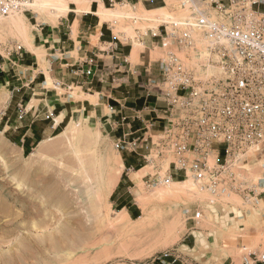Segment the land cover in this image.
<instances>
[{
  "label": "rangeland",
  "instance_id": "obj_1",
  "mask_svg": "<svg viewBox=\"0 0 264 264\" xmlns=\"http://www.w3.org/2000/svg\"><path fill=\"white\" fill-rule=\"evenodd\" d=\"M64 1L73 7L72 0ZM92 1L81 0L85 5ZM138 1L141 0H116L112 6L105 0L110 9L107 21L111 30L123 43L135 48L133 67L140 65V53L149 58V50L144 52V45H140L143 41L140 42L138 30L144 34L164 22L180 21L189 15L180 6L186 0H166V8L156 11H147ZM56 6L53 0H29L22 12L1 19V46L17 44L27 49L24 40L29 36L33 42L34 25L62 22L63 17L57 21L52 14ZM21 22L26 24L23 30L19 27ZM12 24L19 28L11 29ZM148 37H152L151 32ZM92 43L97 45L98 38H93ZM43 50L37 52L43 56L39 63L47 75ZM151 55L152 60H158L161 51L153 50ZM142 77L137 83L118 89L123 88L124 97L141 108ZM47 83L48 89L58 86L53 78ZM99 84L107 88L106 84ZM57 88L59 95H69L73 102L93 101L81 89ZM10 90L0 83V123L12 101ZM64 126L63 130L68 127L67 134L47 140L45 145L50 150L36 154L38 158L34 160L30 159L31 154L24 156L3 135L0 124V264H150L164 255L190 253L185 245L192 246L188 235L195 226L197 231L209 230L212 234L220 229L224 241L218 248L224 257L244 261L264 254L263 202L254 208L235 194L214 197L191 179L194 190H185L175 183L183 180L149 182L144 177L154 174L152 167L143 169L137 177L134 172L127 176L121 167L123 157L114 148L120 131L102 129L100 123L89 120L87 113L77 111ZM248 168L247 179L257 184L264 171L255 163ZM172 187L175 192L169 195ZM71 189L78 196L63 194ZM48 197L53 203L42 205ZM197 211L201 217L193 221L190 218ZM242 212L243 230L237 231L230 218L237 213L241 216Z\"/></svg>",
  "mask_w": 264,
  "mask_h": 264
},
{
  "label": "built area",
  "instance_id": "obj_2",
  "mask_svg": "<svg viewBox=\"0 0 264 264\" xmlns=\"http://www.w3.org/2000/svg\"><path fill=\"white\" fill-rule=\"evenodd\" d=\"M27 1L0 0V20L22 12ZM180 6L188 18L138 30L159 40L158 60L149 57L132 69L127 57L111 67L93 56L83 75L115 89L125 83L121 74L143 76V107L120 104L114 123L121 132L114 148L135 160L127 161L129 173L152 167L154 174L144 177L149 182L191 179L214 197L235 194L255 208L264 203V177L252 184L247 176L252 163L264 171V0H186ZM23 52L21 45L0 44L3 60ZM200 217L197 211L190 219ZM252 259L264 263V254Z\"/></svg>",
  "mask_w": 264,
  "mask_h": 264
},
{
  "label": "crops",
  "instance_id": "obj_3",
  "mask_svg": "<svg viewBox=\"0 0 264 264\" xmlns=\"http://www.w3.org/2000/svg\"><path fill=\"white\" fill-rule=\"evenodd\" d=\"M114 1L116 2V0ZM122 1L127 2L128 0ZM139 3L147 11L166 8V0H141L138 1ZM71 4L73 7L69 4L70 11L63 16L61 23L53 26L49 24L34 25L35 33L32 44L35 50L44 49L47 75L51 77L50 79L53 78L58 85L55 89L46 87L48 77L41 69L40 61L34 51L24 48L21 57L13 55L11 62L0 57V72L3 73L0 83L5 87L9 86L12 95V101L1 117V131L11 143L17 145L24 156L26 152L32 154L39 145L47 140L61 136L68 128L63 130L65 123L74 118L76 111L82 115L87 113L90 121H95L96 125L100 123L102 129L107 128L113 133L116 132L114 123L121 118L120 104L141 109L138 105H133L129 97H124L123 93V88L137 83V76L127 77V75L121 74L125 83L120 92L110 83L106 84L107 88L96 81L90 83L83 75L82 70L86 69L85 60L93 56H97L102 63L111 67L123 63V57H127L132 69H140L148 57H142L143 53H140V65L132 66L134 46L130 47L129 44L118 39L108 25L109 21H102L97 16L100 8L106 7L105 0L99 2L94 0L88 5L82 4L81 0L80 5ZM68 30H71L70 33ZM74 35L76 39H74ZM146 37H140V42L143 41L140 45L142 47L144 45V52L149 50V57L152 58V51L158 49L155 48V45L159 40ZM93 38H98L97 45L92 43ZM111 44H114V49H109ZM112 51H114V55H112ZM127 68L128 66H125L122 72H125ZM57 87L66 91L81 89V93L91 97L93 101L85 99L73 102L69 95H59ZM15 98L17 100L13 102ZM142 104L143 102L140 100V105ZM49 113L54 114L52 119H47ZM121 155L124 164L123 172H126L128 176L127 161L130 156L125 153H121ZM140 171L142 170L135 172ZM244 218V212L241 213V216L237 213L230 218L236 226L235 230H243L240 222ZM237 226L239 227L237 228ZM196 228V226L192 227L188 235L190 242L192 240V246L185 245L190 249V253L174 256L164 255L150 264H264L258 263L252 258L246 263L245 259L243 261L239 257L229 255L224 257L219 253L218 248L224 241V238L222 239L220 236V229L217 228L212 234V231H197Z\"/></svg>",
  "mask_w": 264,
  "mask_h": 264
},
{
  "label": "bare ground",
  "instance_id": "obj_4",
  "mask_svg": "<svg viewBox=\"0 0 264 264\" xmlns=\"http://www.w3.org/2000/svg\"><path fill=\"white\" fill-rule=\"evenodd\" d=\"M35 1H39V0H35ZM53 1H55V3L57 4V6L55 7V8H53V15L56 17V19L58 20L59 18H61V17H63V16H65L69 11H70V8H69V6H68V4L67 3H65V1L64 0H53ZM72 3H74V4H77V5H80L79 3H80V0H72ZM31 5H34V4H32L31 3ZM80 9V8H79ZM160 10H164V8H162V9H160ZM109 11H110V9H108V8H106L105 6H102L101 8H100V10L97 12V16H99L100 17V19L102 20V21H107L108 20V13H109ZM23 21V20H22ZM55 21V20H54ZM2 26H4L3 24H1ZM22 27V30L23 29H25V27H26V24L24 23V22H21L20 24H19V27ZM18 27V25L16 26V24L14 25V24H12V25H10V28L11 29H18L19 28ZM30 38H29V36H28V38H27V40H24V42H25V46L27 47V49L28 50H31V51H34V52H36L37 53V56H38V59L40 60V61H42L43 60V56H41V54L40 53H38L37 52V50H35V48H34V46L32 45V43L30 42V40H29ZM48 78V81L49 80H51L50 79V76H47ZM67 134V130L66 131H64V133H62V135L61 136H63V135H66ZM60 137V136H59ZM47 142H44L42 145H39V147L30 155V159H34V160H37V158H38V156L40 155V154H42L43 152H46V151H49L50 149H48V145H45ZM36 154H38V156L36 155ZM121 167H122V169L124 168V164H123V162H121ZM147 168V167H146ZM143 169H145V168H143ZM143 169H141V170H143ZM134 175H136L135 177H137V175L139 176V172H135L134 173ZM47 180V179H46ZM46 182V181H45ZM76 182V181H75ZM175 183H177V185H180V186H182L185 190L187 189V190H194V188H193V184H191V182H189V180H187V181H182V182H175ZM58 187H59V185H58ZM68 187V186H67ZM66 187V188H67ZM173 188L174 187H172V189L168 192V194L169 195H173L174 194V190H173ZM174 191V192H173ZM63 194L64 195H70V194H73V195H75V197H76V195L78 196V194H77V192H76V190H72L71 189V191H68V192H63ZM42 202V201H41ZM49 204V203H53L52 202V200H51V197H48L47 199H46V201H43V203H42V205L43 204ZM31 204V203H30ZM51 218V217H50ZM48 223V222H47ZM52 225V224H51ZM50 228V227H49ZM18 230H19V228H18ZM36 230V229H35ZM38 230V229H37ZM41 231V230H40ZM169 231V230H168ZM30 232V231H29ZM21 233V232H20Z\"/></svg>",
  "mask_w": 264,
  "mask_h": 264
},
{
  "label": "trees",
  "instance_id": "obj_5",
  "mask_svg": "<svg viewBox=\"0 0 264 264\" xmlns=\"http://www.w3.org/2000/svg\"><path fill=\"white\" fill-rule=\"evenodd\" d=\"M30 154V152H26V155H29ZM139 169V168H138Z\"/></svg>",
  "mask_w": 264,
  "mask_h": 264
}]
</instances>
